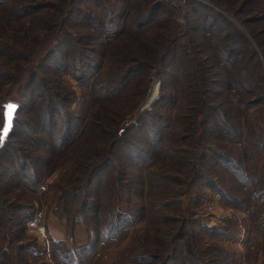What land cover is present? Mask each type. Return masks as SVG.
<instances>
[{"label": "trees", "instance_id": "1", "mask_svg": "<svg viewBox=\"0 0 264 264\" xmlns=\"http://www.w3.org/2000/svg\"><path fill=\"white\" fill-rule=\"evenodd\" d=\"M166 1L0 0V130L3 104L20 105L0 148V173L6 157L19 171L40 168L43 178L38 173L36 181L59 170L49 183L50 200L64 194L55 213L68 214L73 226L80 218L73 204L94 184V215L86 225L103 247L123 237L115 264H172L179 247L185 264H212L203 247L207 239L198 247L187 230L200 203L185 206L183 199L196 195L195 187L202 199L200 180L223 181L224 172L231 173L242 189L235 201L248 210V248L264 264V168L258 158L264 126L256 121L260 116L264 125V0H205L238 23L223 19L226 33L216 23L204 30L192 25L211 7L204 0L180 1L182 15L165 8ZM167 60L173 61L169 71ZM66 76L77 81L81 95ZM157 79V99L141 110ZM131 162L148 186L141 215L136 202L126 213L117 207ZM3 181L0 176V234L7 241L16 223L1 218L4 210L22 208L23 225L33 213L31 205L4 206L10 187ZM115 192L119 199L110 201ZM105 212L109 218L102 223Z\"/></svg>", "mask_w": 264, "mask_h": 264}, {"label": "rangeland", "instance_id": "2", "mask_svg": "<svg viewBox=\"0 0 264 264\" xmlns=\"http://www.w3.org/2000/svg\"><path fill=\"white\" fill-rule=\"evenodd\" d=\"M180 1L183 0H171L170 3L166 1L164 3L165 8H174L177 14L180 12V15H182ZM205 2L211 4L210 2ZM208 7L209 10L204 14L203 19L196 20L194 24L192 22V25H199L198 27L204 30V25L216 23V25L219 26L217 29H223L225 30V33L228 24H224L222 21L223 19L226 20L227 18L238 25L230 13L214 4H211V7ZM87 8L88 7L84 10ZM78 12L80 13L81 10ZM79 13L77 14L78 16ZM209 14H217L219 17L213 19L212 16H208ZM209 56L212 57V55ZM172 62L173 61L167 60L166 71L171 69ZM217 70L219 69L217 68ZM163 77L164 76L162 75V78ZM165 77H167V75ZM65 79L67 82L69 81L72 84H75V89L80 95L82 94V90L77 85L75 79L67 76ZM157 81L160 83V80L157 79L153 82V86ZM218 81L221 82V79H218ZM148 97L149 95L142 102L140 106L141 110L150 108L151 104L157 99L155 98L152 102H148ZM78 104L79 103L74 104L73 108L79 109ZM256 121L260 126H264L260 116L256 117ZM128 124L130 125V121L126 123V125ZM210 125L212 126L213 123L211 122ZM145 140H147V138ZM137 142L142 143L139 139L135 140V143ZM136 148L133 147L135 154L138 153ZM8 149L9 148H7V150ZM142 157L143 154L141 153V158ZM209 158L213 159V157ZM258 158L260 167L264 168V154ZM63 160L64 159H62V161ZM4 162H6L4 163L6 167L1 170L0 176L1 179L4 180L2 183H5L10 187L9 200L5 201L4 206L7 203L31 205L32 208H30V210L32 211L33 216L32 219L27 222V225H23V223H20L22 208L13 206L11 209L7 208L6 211L4 210L5 213L1 218L13 217L16 227L14 228L13 233L9 234L12 236L7 241L6 233L1 232L0 234V256L2 255L3 264H63L60 262V258L64 259L65 256L70 257L69 264H115V259L118 257L119 251L122 250L123 237L108 241V244L103 247L98 241L100 237L98 238L92 234L93 228L86 225L87 222L90 221L88 217L94 215L91 208L92 204L94 205V201L92 200L94 196L93 193H91L94 184L86 187L82 192L83 194L78 198V201L76 199L77 203L73 204L76 210L79 211L78 215L80 216V218H78L79 223L73 226L68 214H65L61 218L56 214L58 211L55 213L56 207L64 197V194L59 192L55 202L50 200L52 192L48 191L50 186L49 183L52 184L57 181L59 170L52 175H45V178L40 181H36L35 177L38 176V173H42L41 178H43V172L40 168H30V166L25 170L20 169L19 171L11 165V162L7 164V157ZM10 173H18V177H12L13 180H9V177H11L9 175ZM126 173L127 176L123 180L124 186H121L126 194L121 202L116 200L119 203L117 207H120V209H123V212L126 213L127 209L134 208L133 202H136L137 205H135V207H137L139 215H141L143 213L142 208L147 200L148 186L142 181L140 176H137L138 173L140 175L139 164L131 162L130 168ZM230 174L224 172L226 180L223 181L219 178H213V183H210L211 181L206 179L200 180V185L206 189V195H204L202 199L199 196L197 187H195L196 195L187 196L183 199L185 206L191 205L190 202H198V204L200 203L201 205V208L199 205V209H197V211L199 210V213L196 215V218H193L188 222L187 230H193L191 233L197 236L196 244L198 247H200L199 243L201 240L207 239L205 246L203 247L211 251H206L205 256L212 264H262V255L255 254L248 248L250 240L247 232L249 229L248 210L235 201L242 193V189L238 184V180L236 179V182L233 175ZM210 177L215 176L212 175ZM9 181H11L10 185L8 184ZM244 189L245 187L243 186V190ZM154 193L161 195V186L159 189L154 190ZM69 194L70 191L68 192L67 197ZM87 197H89V199ZM3 198L5 199V197ZM115 198L119 199L117 192L112 194L110 201ZM157 201L159 202L160 200L158 199ZM27 210L28 209L25 210L26 213ZM131 212H133V210ZM176 212L177 210L174 211V213ZM130 214L131 213L128 215ZM189 215L192 216L191 213ZM108 218L109 216L106 213V220L103 219L102 223L106 222ZM140 219L136 223L138 226L142 225L141 222L143 219L141 221ZM3 221L4 220L1 221L0 227L5 226V222ZM198 223L206 225V228H209L212 232L211 234L214 236H209L207 230L199 228L197 225ZM61 225L67 232L66 239L59 238L60 234L58 231L61 229ZM40 227H44V235L39 231ZM72 231L75 233L73 239L69 234ZM129 238L130 236L126 235L125 239L128 240ZM60 240L66 241V249H63V247L59 245L61 242ZM55 242H58V244H54ZM6 245L9 247H6ZM97 253H99V255ZM251 255L252 259L250 258ZM171 263L185 264V253L182 247H179L176 253V259L172 260Z\"/></svg>", "mask_w": 264, "mask_h": 264}, {"label": "water", "instance_id": "3", "mask_svg": "<svg viewBox=\"0 0 264 264\" xmlns=\"http://www.w3.org/2000/svg\"><path fill=\"white\" fill-rule=\"evenodd\" d=\"M159 85H160V83H159ZM159 85H158V92H159ZM157 96H158V94L155 96V98H157ZM154 99L150 100L149 102H152ZM9 105H12L14 107L13 108H8L7 106H9ZM3 107H4V122H3V126L1 128V130L5 127V124H6V113H11V120H10V127L8 128L7 133L4 134L1 131V134H0V148H2L5 145L9 135L11 134V132L13 130L15 119H16V116H17V112L20 109V105H19L18 102L8 101V102L3 104Z\"/></svg>", "mask_w": 264, "mask_h": 264}, {"label": "snow or ice", "instance_id": "4", "mask_svg": "<svg viewBox=\"0 0 264 264\" xmlns=\"http://www.w3.org/2000/svg\"><path fill=\"white\" fill-rule=\"evenodd\" d=\"M7 107H8V108H13L14 106L9 105V106H7ZM10 120H11V113H6V124H5V127H4L2 130H0V131H2L4 134L7 133L8 128L10 127Z\"/></svg>", "mask_w": 264, "mask_h": 264}, {"label": "bare ground", "instance_id": "5", "mask_svg": "<svg viewBox=\"0 0 264 264\" xmlns=\"http://www.w3.org/2000/svg\"><path fill=\"white\" fill-rule=\"evenodd\" d=\"M158 85H159V82L157 81L155 84H154V86H153V88H152V90H151V93L149 94V97H148V102L150 101V100H152V99H154L155 98V96L158 94Z\"/></svg>", "mask_w": 264, "mask_h": 264}, {"label": "crops", "instance_id": "6", "mask_svg": "<svg viewBox=\"0 0 264 264\" xmlns=\"http://www.w3.org/2000/svg\"><path fill=\"white\" fill-rule=\"evenodd\" d=\"M58 232L60 234V237H59L60 239H66L67 238V232L65 231V228L62 227V225H61V229Z\"/></svg>", "mask_w": 264, "mask_h": 264}, {"label": "built area", "instance_id": "7", "mask_svg": "<svg viewBox=\"0 0 264 264\" xmlns=\"http://www.w3.org/2000/svg\"><path fill=\"white\" fill-rule=\"evenodd\" d=\"M39 231H40L43 235L45 234L44 227H40V228H39Z\"/></svg>", "mask_w": 264, "mask_h": 264}]
</instances>
